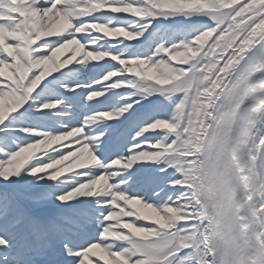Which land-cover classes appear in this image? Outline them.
Segmentation results:
<instances>
[{"label": "snow or ice", "instance_id": "1", "mask_svg": "<svg viewBox=\"0 0 264 264\" xmlns=\"http://www.w3.org/2000/svg\"><path fill=\"white\" fill-rule=\"evenodd\" d=\"M0 264H264V0H0Z\"/></svg>", "mask_w": 264, "mask_h": 264}]
</instances>
